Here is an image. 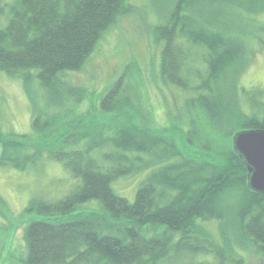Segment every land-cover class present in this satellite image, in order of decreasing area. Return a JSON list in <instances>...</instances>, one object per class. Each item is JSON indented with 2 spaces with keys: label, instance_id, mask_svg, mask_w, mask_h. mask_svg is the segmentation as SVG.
<instances>
[{
  "label": "trees",
  "instance_id": "16d2710c",
  "mask_svg": "<svg viewBox=\"0 0 264 264\" xmlns=\"http://www.w3.org/2000/svg\"><path fill=\"white\" fill-rule=\"evenodd\" d=\"M166 1V6L156 9L160 16L166 15L156 27L157 38L164 42L162 78L188 89L191 72L186 76L182 68L196 47L208 48L209 91L190 101L206 110L203 119L209 130L204 128L215 137L213 144L198 122L190 125L186 137L179 130L131 123L114 128L112 135H104L106 130L100 128L97 136L70 130L50 139L46 154L64 163L80 184L59 200L30 201L26 211L41 217L25 228L28 250L23 264H209L196 261L198 253L214 254L217 264H245L238 249L264 259V193L249 187L248 167L233 142L240 130L263 129L264 117L243 109L247 89L239 88V79L248 60L246 40L227 20V11L239 9L251 15L264 11V0ZM4 10L0 0V15ZM133 10L128 0H15L8 25L0 27V71L22 76L28 92L36 76L58 98L56 105L70 102V111L72 103L82 102L86 89L75 85L67 72L80 71L104 31ZM129 72L127 65L102 96L104 111L121 113L135 107ZM227 81L234 87L230 92L221 86ZM261 93V89L251 91L253 104ZM60 114L45 120L35 114L33 134L51 129ZM89 135L83 148L67 150L61 144L77 143ZM17 136L0 131V166L20 170L36 166L45 149L12 151L41 145L33 142L31 134ZM95 151L109 165L93 156ZM219 153L227 158L219 160ZM151 168L132 202L112 187L120 177ZM90 200H98L101 210H80ZM232 218L227 234V219ZM209 221L219 222L221 239L204 226Z\"/></svg>",
  "mask_w": 264,
  "mask_h": 264
},
{
  "label": "rangeland",
  "instance_id": "374dc122",
  "mask_svg": "<svg viewBox=\"0 0 264 264\" xmlns=\"http://www.w3.org/2000/svg\"><path fill=\"white\" fill-rule=\"evenodd\" d=\"M14 2L15 0H3L5 10L0 15L1 28H5L10 21L11 5ZM128 2L133 5L134 10L119 17L104 31L96 48L80 71L67 72L69 79L75 85L86 89V96L82 102L72 103L70 111H67L70 102L67 100L66 106L62 107L56 105L58 98L42 87L36 76L32 77L31 92H28L22 76H11L0 71V131L10 137L31 134L33 142L41 144L39 147L26 146L12 151L23 150L29 153L38 148L45 149L40 162L26 170L0 166V264H23L27 256L25 228L31 221L41 217L35 212L26 211L30 201L34 197L50 201L59 200L80 184V179L75 178L64 163L46 154V149L51 148L50 139L61 134L66 135L70 130L72 132L77 130L84 135L96 133L97 136L100 128L101 132L106 130L104 135H112L116 131L114 128L131 123L157 130H179V133L186 137L185 132H188L190 125L198 122L202 124L199 126L206 134L207 141L213 144L215 137L205 132L209 130V124L203 119L206 110L200 107L199 103L190 101L200 92L209 91L205 85L209 71L208 48L205 45L196 47L192 59L182 68V74L186 76V73L191 72L189 78L192 84L188 89L165 81L161 70L164 42L157 38L156 27L163 22L166 15L160 16L156 9L166 6L168 1L128 0ZM227 20L231 27L235 24L232 28L236 30L234 32L239 33L246 40L248 60L239 79V88L247 89L243 109L247 113L264 117L261 102H264V11L254 15L246 14L239 9L227 11ZM127 65H130L127 79L135 87L130 91L135 107L121 113L106 112L101 107L102 96L125 72ZM186 83H189V80ZM221 86L227 87V92L234 88L230 81H227V85ZM253 89L262 90V93L258 95L261 101H257V104H253L250 98ZM56 113H61V119L56 125L51 129L48 127L44 133L33 134L32 123L35 114H41L45 120ZM190 119L195 121L191 122ZM69 125L73 127L68 128ZM205 126H208L207 129L204 128ZM226 135L227 133L224 134ZM199 137L201 139V134ZM88 140L90 135L77 143L61 144L64 149L70 150L85 147ZM2 149L0 142V156ZM227 151L230 152V148H227ZM93 156L98 157L102 162L105 161L100 151H95ZM217 156L219 160L227 158L224 153H219ZM104 163L109 165L107 162ZM220 163L224 165L223 162L218 161V164ZM150 171L152 168L120 177L112 183V187L119 195L132 202L136 198L140 183ZM80 210H101V204L98 200H90L82 204ZM233 219H227V234L234 224ZM204 226L213 231L217 240L221 239L219 222H204ZM158 229L162 231V228ZM176 236L178 239L179 235ZM238 252L244 257L245 264H264L261 263L264 262L262 257H255L250 252L239 249ZM194 258L198 262L218 263L217 256L212 253H198ZM228 264L235 263L228 262Z\"/></svg>",
  "mask_w": 264,
  "mask_h": 264
},
{
  "label": "water",
  "instance_id": "95a60500",
  "mask_svg": "<svg viewBox=\"0 0 264 264\" xmlns=\"http://www.w3.org/2000/svg\"><path fill=\"white\" fill-rule=\"evenodd\" d=\"M233 142L248 167L249 187L264 193V128L240 130Z\"/></svg>",
  "mask_w": 264,
  "mask_h": 264
}]
</instances>
